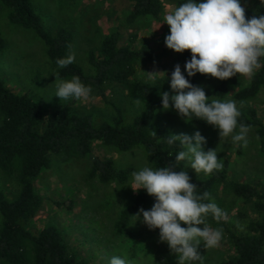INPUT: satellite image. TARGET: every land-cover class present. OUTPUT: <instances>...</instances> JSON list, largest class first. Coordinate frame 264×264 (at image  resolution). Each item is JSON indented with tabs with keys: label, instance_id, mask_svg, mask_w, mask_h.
Instances as JSON below:
<instances>
[{
	"label": "trees",
	"instance_id": "16d2710c",
	"mask_svg": "<svg viewBox=\"0 0 264 264\" xmlns=\"http://www.w3.org/2000/svg\"><path fill=\"white\" fill-rule=\"evenodd\" d=\"M7 8L10 23L33 31L46 45L47 55L61 79L71 80L79 76L81 82L91 86L90 94L107 102V87L116 84L124 89L133 100L148 105L132 121L126 122L120 108L114 105L118 118L116 122L96 124L90 114H76L65 107L48 113L45 99H35L29 93H18L0 77V170L15 180L18 192L11 199L0 189V264H91L86 258L74 252L63 231L49 224L33 233L27 222L34 217L43 204V198L36 187V181L54 159L70 160L90 157V175L103 183L126 182L130 171L119 168L112 158H101L92 153V145L100 141L121 151L142 147L151 162L153 170L175 164V156L185 151L179 141L169 145L167 140L173 134L156 122V109L162 107V97L155 100L150 82L136 78L141 63L150 62L156 54L147 43L134 47L137 36L131 35L130 43L121 45V32L117 29L106 35L99 50L89 53L92 73L74 61L71 65L59 68L56 61L66 58L72 52L75 33L68 27L53 31L47 27L43 17L36 11L34 0H0ZM75 2L76 0H67ZM131 10L127 22H134L142 16H160L164 10L163 0H128ZM201 0H197L199 2ZM187 0H179L178 6ZM246 10V18L264 15V0H240ZM71 46V47H69ZM9 49L8 41L0 33V53ZM191 59L190 51L179 56L185 77L195 86H204L207 76L197 73L189 77L185 69L186 61ZM262 67L250 78L249 83L240 88L235 97L238 102L254 98L264 89V58ZM237 76L221 81L214 90L218 97H224ZM168 92L170 95L175 93ZM209 103L212 99L208 100ZM174 110V108H171ZM175 111V110H174ZM238 124L243 123L255 129L264 149V121L254 107L239 109ZM203 126L206 121L194 115L188 119ZM153 131L157 135H153ZM177 171H186L191 183L197 186L196 194L210 193V199L227 213V219L217 222L211 215L206 223L213 229H221L235 250V256L219 264H264V186L231 177L226 166L212 174L198 176L191 172L184 161L176 165ZM155 198L141 189L133 202L119 215L116 227L121 235L134 236L130 229L140 208H152ZM242 203L250 208L255 217L246 220L245 227L235 228L232 216L236 207ZM239 216L246 218L243 211ZM182 227H187L181 224ZM202 226V225H201Z\"/></svg>",
	"mask_w": 264,
	"mask_h": 264
},
{
	"label": "rangeland",
	"instance_id": "374dc122",
	"mask_svg": "<svg viewBox=\"0 0 264 264\" xmlns=\"http://www.w3.org/2000/svg\"><path fill=\"white\" fill-rule=\"evenodd\" d=\"M179 0H163L164 10L158 17L142 16L136 21L127 22L131 10L128 0H34L36 11L43 17L47 27L53 31L68 27L75 33L72 52L75 62L88 73L93 72L89 62V53L98 51L102 39L115 30L121 32V45L130 43L131 35H136L134 47L147 43L156 54L150 62L141 63L135 77L151 83L155 100L165 91H171V73L175 65L181 63L174 50L167 48L166 35L170 34L164 15L178 7ZM201 2V1H199ZM247 5V0H242ZM165 23V24H164ZM0 33L8 41L9 49L0 53V77L5 79L10 88L18 93H29L35 99H45L48 113L65 107L76 114H90L96 124L116 122L118 115L114 107L121 109L126 122L148 108V105L131 99L127 92L116 84L107 87L110 102L90 94L87 99L70 98L62 100L55 96L57 92L56 68L47 55L45 43L31 30L18 27L8 20L7 8L0 1ZM160 73L155 79L150 72ZM167 73V74H166ZM59 79H61L59 77ZM67 80V79H61ZM250 78L237 75V82L230 86L224 97H218L214 90L221 80L207 76L204 90L209 99L221 102L235 101L238 110L254 107L264 121V89L252 99L238 102L235 93L246 86ZM174 93V92H173ZM156 122L173 134L194 135L199 131L206 138L203 150L216 149L231 177L264 186V149L255 131L250 128L248 146L233 143L230 138L220 140L219 129L193 123L181 118L172 110L156 109ZM238 131V129H237ZM186 151V150H185ZM92 153L101 158H112L119 168L130 171L126 182L112 181L103 183L90 175L92 161L90 157L70 160L54 159L52 166L46 169L36 181V187L43 198V204L37 214L27 222V227L38 233L43 227L54 224L64 233L72 250L86 258L91 264H110L114 256L126 260V264H176L166 242H160L159 229L150 230L141 218H135L130 226L134 236L121 235L116 224L120 212L130 205L139 193L130 187L133 171L150 167L151 162L142 147L121 151L113 146L95 141ZM186 167L198 176L191 168V160H184ZM0 189L11 199L18 192V185L13 177L0 170ZM151 208H145L150 210ZM239 211L246 218L239 216ZM253 211L240 203L230 220L235 228L246 225L247 218H254ZM0 216V226H1ZM203 227V226H199ZM200 252L204 264H219L235 256V250L228 238L222 235L218 247L205 249L201 242ZM199 264V262H195Z\"/></svg>",
	"mask_w": 264,
	"mask_h": 264
},
{
	"label": "clouds",
	"instance_id": "9594fccd",
	"mask_svg": "<svg viewBox=\"0 0 264 264\" xmlns=\"http://www.w3.org/2000/svg\"><path fill=\"white\" fill-rule=\"evenodd\" d=\"M164 20L170 29V34L165 37L167 48L176 53H191V59L184 66L189 77L200 73L221 81L237 75L251 78L262 67L264 15L247 19L240 0H187L167 12ZM74 61L75 53L70 52L56 63L59 68H64ZM160 73L165 72H150L154 79ZM55 82V96L61 101L87 99L92 92L91 86L83 84L79 76L61 80L56 73ZM170 86L174 95L160 94L164 110L174 108L186 120L194 115L218 128L220 140L230 138L233 143L242 142L243 147L248 146L250 126L238 124L241 112L235 101L212 100L209 103L204 88L190 83L179 64L171 73ZM153 135H157L156 132L153 131ZM176 141L186 151L178 152L175 164L169 163L156 170L146 166L131 173L133 191L145 189L155 198L150 210L141 207L136 216L141 218L142 215V222L150 230H160L159 240L168 244L176 256V264H204L201 242L205 249H211L218 247L222 240V230L211 228L206 218L211 215L219 222L227 219V213L214 202L203 203L210 199V193L196 194L197 186L190 182L191 177L186 171H177L176 165L187 158L197 174L209 175L222 170L223 163L216 149L203 150L207 141L199 131L191 136L170 134L167 143L172 145ZM182 223L187 227H182ZM110 264H126V260L114 256Z\"/></svg>",
	"mask_w": 264,
	"mask_h": 264
}]
</instances>
